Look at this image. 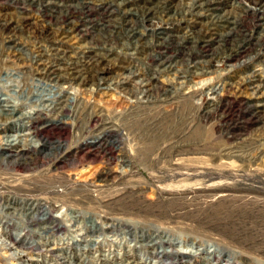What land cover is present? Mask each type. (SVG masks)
Here are the masks:
<instances>
[{
	"label": "rangeland",
	"instance_id": "1",
	"mask_svg": "<svg viewBox=\"0 0 264 264\" xmlns=\"http://www.w3.org/2000/svg\"><path fill=\"white\" fill-rule=\"evenodd\" d=\"M0 20V264H264V0H0ZM97 45L50 111L43 71Z\"/></svg>",
	"mask_w": 264,
	"mask_h": 264
},
{
	"label": "bare ground",
	"instance_id": "2",
	"mask_svg": "<svg viewBox=\"0 0 264 264\" xmlns=\"http://www.w3.org/2000/svg\"><path fill=\"white\" fill-rule=\"evenodd\" d=\"M84 3V2H83ZM88 5V4H87ZM81 6H83V5H81ZM65 12V11H64ZM67 12V11H66ZM61 13V12H60ZM63 13V12H62ZM69 17V16H68ZM51 18V17H50ZM52 19V18H51ZM7 20V19H6ZM68 20L69 19H64V22H65V24H70V22H68ZM1 21V20H0ZM49 21H51V20H49ZM54 21V20H53ZM59 22H60V20H58ZM14 22V21H13ZM58 22V23H59ZM63 22V23H64ZM27 26H35L36 25V28H38V26H37V24H35V22H31V21H29L27 18L25 19V22H24ZM37 23V22H36ZM46 23V22H45ZM54 23V22H53ZM64 24V25H65ZM12 25H14V23L12 24V20L11 21H9V22H1L0 23V31H1V33H4V34H6V35H8V34H11L12 32H13V34H16V30L18 29L17 28V26H12ZM62 25V24H61ZM63 25V26H64ZM19 27V26H18ZM30 28V27H29ZM35 28V29H36ZM73 28V27H72ZM22 29V28H21ZM48 29V28H47ZM31 30V29H30ZM29 30V31H30ZM42 31V30H41ZM55 31V30H54ZM33 32V31H32ZM40 32V31H39ZM44 31H42V33H43ZM0 33V34H1ZM8 33V34H7ZM41 33V34H42ZM32 34V33H31ZM113 34V33H112ZM3 36V35H2ZM39 36V35H38ZM41 36H43V35H41ZM49 36V35H48ZM53 36H55V35H53ZM52 36V37H53ZM109 36V35H108ZM4 37V36H3ZM31 37V36H30ZM50 37V36H49ZM14 38V37H13ZM8 39V38H7ZM6 39V40H7ZM54 39V38H53ZM102 40V39H101ZM3 41H4V39H3ZM103 41V40H102ZM99 44V43H98ZM103 47V46H102ZM5 48V47H4ZM16 48V47H15ZM95 48H96V50H102L103 52L101 53V52H98V53H96L95 55H93L94 54V52H95V49H93V48H91V47H89V48H86L85 50H83V53H84V55L86 54V56L87 57H90L89 58V60L87 59V61H88V64L86 63V64H84V66H80V65H77V64H79V62L78 61H76L75 63H74V67H72V68H67V67H65V68H61V67H59V66H57V65H52L49 69H45L44 71H43V75L45 76V77H47V78H49L51 81H55L58 85V90H59V92L57 93V94H54L53 93V91H52V94H54V95H50V96H44V95H41V93H40V95H36V97L37 96H40V99H41V101H44V102H50V105H49V107L50 106H52V108H50V111H54V110H59L57 107L58 106H61L63 103H68L67 101H68V98H66L67 96H66V93H68L67 92V90H66V87H65V84H74V83H78L79 85H83L84 83H86L87 82V79H88V76H89V73H90V69L94 66V63H100L101 62V60L99 61V58H102V60L106 57V53H105V48H101V46H95ZM114 48V47H113ZM89 49H91V50H89ZM67 51V50H66ZM66 51H63V52H65L64 53V55H67V52ZM101 53V54H100ZM19 54V53H18ZM101 56V57H100ZM99 57V58H98ZM82 60V59H81ZM104 61V60H103ZM35 64V63H34ZM6 65V64H5ZM38 69V68H37ZM32 71V70H31ZM134 75H137V74H134ZM139 75V74H138ZM144 78V77H143ZM142 78V80H141V84H142V87L143 88H145L144 89V91L142 92V93H145L146 91H148V90H150V88H149V86H150V83H149V81H147V80H144ZM48 79V80H49ZM264 79V78H263ZM47 80V81H48ZM140 80V79H139ZM129 80L126 78V80H123V81H119V83H118V86H122L125 82H128ZM147 81V82H146ZM46 84H48V83H46ZM140 84V85H141ZM261 84V83H260ZM51 85V84H50ZM49 86V85H48ZM52 86V85H51ZM56 86V85H55ZM53 87V86H52ZM123 87V86H122ZM141 90V89H140ZM49 93H51V92H49ZM38 94V93H37ZM43 94V93H42ZM46 95V94H45ZM48 95V94H47ZM33 96H34V94H33ZM33 96H32V98H33ZM38 99H39V97H37ZM36 98V99H37ZM17 99V98H16ZM66 99H67V101H66ZM263 106V105H262ZM0 107H1V109H0V115L1 116H3V117H5V116H9V115H6L5 114V112L6 111H8L9 109H7L4 105H1V103H0ZM13 111V110H12ZM12 111H11V113H10V116L12 115V114H14V113H12ZM16 111V109L14 110V112ZM10 153V152H9ZM20 154V153H19ZM51 156V155H50ZM7 157H9V158H11V155L9 154ZM7 157H5V158H7ZM12 157H14V155H13V153H12ZM16 159V158H15ZM1 160V159H0ZM5 161V163H7V164H9V162H8V160L7 159H4ZM26 160V159H25ZM25 160H23L22 159V157H19V160H16V161H14L13 163L15 164V165H22V164H24V161ZM10 161V160H9ZM12 162V161H11ZM27 163V162H26ZM25 166V165H24ZM18 168V167H17ZM49 185V184H48ZM48 205V204H47ZM44 207V205L43 204H40V203H36V204H34V206L33 207H31L30 208V210H28L29 211V213L31 214V215H33L34 217H35V213L37 214L38 212H40V209H42ZM29 215V214H28ZM33 218V217H32ZM43 220H46V219H43ZM42 220V221H43ZM20 256V255H19Z\"/></svg>",
	"mask_w": 264,
	"mask_h": 264
}]
</instances>
